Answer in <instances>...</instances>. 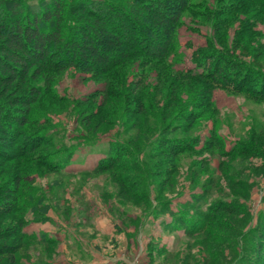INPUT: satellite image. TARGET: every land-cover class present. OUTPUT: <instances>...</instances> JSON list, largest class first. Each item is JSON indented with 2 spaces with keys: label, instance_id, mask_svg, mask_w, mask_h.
Listing matches in <instances>:
<instances>
[{
  "label": "trees",
  "instance_id": "obj_1",
  "mask_svg": "<svg viewBox=\"0 0 264 264\" xmlns=\"http://www.w3.org/2000/svg\"><path fill=\"white\" fill-rule=\"evenodd\" d=\"M185 18L194 30L197 23L211 30L193 51L196 68H177ZM259 25H264V0H0V264H20L21 246L12 240L26 238L22 227L32 197L30 179L40 175V164L57 169L73 154H57L67 146L63 135L54 140L60 132L53 130L50 113L38 109L46 99L80 117V136L90 142L108 127H118L94 167L119 183L117 195L148 199L150 185H158L155 199L188 235L214 227L219 212H233L217 201L204 215L170 206L177 160L195 152L200 140L176 132L214 116L216 88L264 100ZM69 68L102 78L107 87L92 95V103L68 107L72 101L56 96L53 83ZM100 94L103 99L95 106ZM46 146L48 152L36 154ZM123 155L135 158L129 166L139 174L134 182L117 172L126 168ZM161 167L164 171L157 170ZM158 176L163 179L151 178Z\"/></svg>",
  "mask_w": 264,
  "mask_h": 264
},
{
  "label": "rangeland",
  "instance_id": "obj_2",
  "mask_svg": "<svg viewBox=\"0 0 264 264\" xmlns=\"http://www.w3.org/2000/svg\"><path fill=\"white\" fill-rule=\"evenodd\" d=\"M190 25L185 18L179 29L182 61L177 68H196L193 51L211 33L206 24L197 23V30ZM259 28L264 43V25ZM155 78L152 72L150 79ZM106 87L104 79L75 68L59 74L53 83L56 96L72 101L68 107L92 103V95ZM213 98L218 108L213 117L176 132L200 140L195 152L177 160L180 167L174 175L176 193L170 206L204 215L217 201L234 211L219 212L214 227L189 235L185 225L155 199L158 185H150L148 199H128L117 195L120 185L109 173L94 172L117 126L108 127L96 142H90L80 136V117L65 106L57 110V103L42 100L38 109L50 113L53 130L60 132L54 140L63 135L67 146L57 154H73L57 163V169L40 164V175L30 179L33 187L27 192L32 197L25 204L27 223L22 227L26 238L11 239L21 246L20 264H264V100L223 88L214 89ZM102 99L100 94L95 106ZM49 148L35 152L46 153ZM163 158L156 160L165 162ZM122 160L126 168L117 171L120 178L128 176L127 181L134 182L139 174L129 166L135 158L123 155ZM151 178L158 182L163 176ZM194 194L206 196L198 199Z\"/></svg>",
  "mask_w": 264,
  "mask_h": 264
}]
</instances>
